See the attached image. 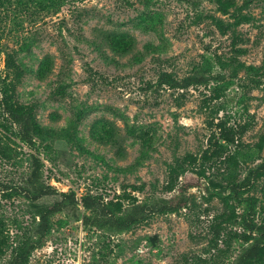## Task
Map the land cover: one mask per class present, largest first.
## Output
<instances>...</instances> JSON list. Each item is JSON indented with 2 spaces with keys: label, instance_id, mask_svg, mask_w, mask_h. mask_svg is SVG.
I'll list each match as a JSON object with an SVG mask.
<instances>
[{
  "label": "rangeland",
  "instance_id": "rangeland-1",
  "mask_svg": "<svg viewBox=\"0 0 264 264\" xmlns=\"http://www.w3.org/2000/svg\"><path fill=\"white\" fill-rule=\"evenodd\" d=\"M11 1L0 5V80L35 105L58 193L21 192L37 151L0 105V264L25 240L39 241L24 264H236L255 235L251 207L264 222V0H76L57 12ZM164 73L207 79L176 87ZM186 183L185 207L127 230L85 225L80 202L38 234L62 193L129 205ZM246 264H264V246Z\"/></svg>",
  "mask_w": 264,
  "mask_h": 264
},
{
  "label": "trees",
  "instance_id": "trees-1",
  "mask_svg": "<svg viewBox=\"0 0 264 264\" xmlns=\"http://www.w3.org/2000/svg\"><path fill=\"white\" fill-rule=\"evenodd\" d=\"M28 1L35 3L39 9L57 12L66 2L76 0H17L18 3L23 5L27 4ZM7 2L12 1L0 0V5ZM8 66L20 68L11 53H8ZM17 76L19 77L20 73ZM206 79L204 75H189L182 79L171 77L166 73L161 76L162 81L176 87H188L201 83ZM0 82V105L17 124V136L27 143L31 149L37 151L34 156L33 170L24 185L20 187L21 192L31 201H37L45 195L58 193V190L48 183L44 177V163L39 155V146L36 138L37 135L43 132L44 128L35 115V105L22 103L16 99V83L9 81L7 76L3 77ZM190 187V183L182 185L180 193L171 198H160L152 203H143L134 199L135 201H132L129 205H125L121 199L106 200L101 194L88 193L79 200L75 192L62 193L61 199L43 207L41 210L37 231L40 237L44 236L50 228V217L53 213L80 202L90 211V213L84 215L83 221L85 225H94L114 232L124 231L153 214L174 212L185 207L189 201L188 190ZM232 188L238 191L237 185H233ZM250 210V215L244 219V224L251 232H255V235L252 243L245 247L240 254L236 264H246L249 260L259 257L264 246V222L258 223L254 221L253 208L251 207ZM38 241L25 240L21 242L16 249L15 255L7 264H24ZM4 243L5 240L0 236V251H2Z\"/></svg>",
  "mask_w": 264,
  "mask_h": 264
}]
</instances>
